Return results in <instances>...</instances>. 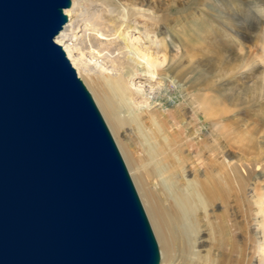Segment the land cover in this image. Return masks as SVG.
Segmentation results:
<instances>
[{"label": "water", "instance_id": "95a60500", "mask_svg": "<svg viewBox=\"0 0 264 264\" xmlns=\"http://www.w3.org/2000/svg\"><path fill=\"white\" fill-rule=\"evenodd\" d=\"M72 0H0V264H161L119 147L55 39Z\"/></svg>", "mask_w": 264, "mask_h": 264}, {"label": "rangeland", "instance_id": "374dc122", "mask_svg": "<svg viewBox=\"0 0 264 264\" xmlns=\"http://www.w3.org/2000/svg\"><path fill=\"white\" fill-rule=\"evenodd\" d=\"M133 2L139 6L131 7V12L128 11L130 16L125 18L121 11L115 13L111 10L110 13V9L101 0H77L71 13L73 27L67 32L65 45L73 49V58L81 67L84 65L86 68L88 65L90 74L103 71L102 67L115 66L116 71H109L115 74L125 72L127 77V71L133 68L136 75L132 79L127 77L133 93L131 104L139 113L147 110L157 113L171 128V132L180 138L182 144L188 139L199 144L213 138L209 137L211 123L197 110L193 95L220 97L223 109L233 111V114L228 115L226 121L222 122L236 127L238 131H245V135L242 141L239 136L235 140L233 135L230 136V143L233 145V149L227 154L230 166L222 167L219 160L215 162L213 171L217 180L222 181L226 175L230 182L228 189L225 186L228 193L226 202L218 201L209 209L210 217L208 215L201 225L202 246L197 251V258L193 261L184 260L185 262L181 258H174L173 264H217L220 255L224 251H232L237 244H243L246 248L244 264H259L256 238L259 218L256 213V200L252 199V195L254 191H260L259 189L264 187V96H261L264 91L259 92L256 88L259 84L262 86L264 80H260L254 73L242 74V70L236 68L241 62H252L263 55V42L260 40H264V0ZM117 29L123 32L120 38L114 34ZM97 31H102L107 36L99 37ZM127 43L139 45L152 56L167 54L169 62L162 77H147L144 71L147 65L143 61H137V57L128 62L121 54ZM97 50L101 54H98ZM92 56L95 59L91 60ZM70 61L77 70L71 59ZM250 89H254V92ZM248 93H252L254 97ZM247 95L249 97L243 98ZM237 97L241 98L238 100ZM99 110L101 111L100 108ZM132 128H127V136L132 139L135 149L137 147L138 155L145 158L143 147L134 130H130ZM112 135L115 139L113 133ZM199 152H204L202 164L199 165L202 177L211 165L206 160L208 153L206 155L205 147L199 149ZM251 169L254 171L249 174ZM235 173L244 176L248 174L247 185L244 183L242 192ZM251 241H256V245Z\"/></svg>", "mask_w": 264, "mask_h": 264}, {"label": "bare ground", "instance_id": "6f19581e", "mask_svg": "<svg viewBox=\"0 0 264 264\" xmlns=\"http://www.w3.org/2000/svg\"><path fill=\"white\" fill-rule=\"evenodd\" d=\"M97 1L99 2V0ZM101 1L110 9V13H112L111 10L113 12L121 11L125 18L130 16L129 12L131 11L129 10L131 7L139 6L133 0L129 2L128 0ZM76 4L77 0H72V7L65 11L69 20L55 41L63 46L67 56L72 60L78 70L79 76L84 80L94 96L115 136L128 170L131 173L130 175H132V179L136 184L135 186H137V190L142 198L151 221L150 223L153 226L152 228L156 233L162 253L161 264H173L174 258H181L183 261H188L189 259L193 261L197 258V251L202 246L201 225H203L204 219L208 215L210 217L209 212L211 210L209 209L216 205V202H226L228 193L225 190V186L227 189L230 187V182L228 178L226 179V175L223 176L222 181L215 178L213 174L215 170L214 164L220 160L222 167L227 168V166H230L227 155L233 149V145L230 143V136H234L233 140L239 136L241 138L240 141H242L245 135L243 132L245 131H238L236 127L222 122L226 121L227 117H229L228 115L233 114V111L223 109L221 98L217 96L193 95V100L198 106L197 110L202 112L206 121L211 123L209 137H213L212 139H206L205 143H199L200 145L189 139L186 143L182 144V141H179L180 138L178 139V136L176 137L171 132V128L161 120L157 113L155 114L151 110H147L144 113L137 112L131 104L133 98L131 95L133 93L129 87L130 82H128V78L132 79L136 75L133 68L127 71L128 78L124 75L125 72L121 74L110 72L117 70L115 66L112 68L102 67L103 71L90 74L87 70L88 65L86 68L84 65L81 67L77 60L73 58V49L69 45H65V39L68 36L67 32L73 27L74 22L71 13L74 11ZM96 28H98V25ZM97 34L99 37L107 36L102 31H97ZM114 34L120 38L123 32L121 29H117ZM260 41L263 42V45L259 43ZM260 41L258 43L262 46L263 55L259 56L258 60L252 62H241L236 69L242 70V74L248 72L254 73L260 77V80H264V40ZM98 54H101V52L98 51ZM121 54L125 56L128 62L133 57L135 59L137 57V61L145 62L147 65L146 70H144L145 75L150 79L162 77L163 70L166 69L167 62H169L167 54H164V56H152L139 45L133 46L129 43L126 44V49L121 51ZM90 59L93 60L95 57L92 56ZM256 88L259 92L264 91V81L262 82V86L259 84ZM250 90L252 93L254 92V89ZM252 93L248 94L251 96L253 95ZM261 96H264V94ZM247 97L249 96L247 95L243 98ZM237 98L239 100L241 97ZM128 127H133L130 130H134L135 136H137L143 147L145 158H141L138 155V150L136 151L137 147L135 149L132 139L127 136ZM249 139L251 140V138ZM198 146L202 147L198 148ZM203 147L207 151L206 155L208 153L206 160L210 162L208 164L211 166H209V169H206V172L204 171L205 173L201 177L199 165L202 164L204 152H199V149H203ZM253 171V169L249 170V174L253 173ZM235 175L239 189L242 192L244 183L248 179V174L244 176L235 173ZM256 187L258 189L259 185ZM259 190L254 191L252 199L256 200V213L257 218H259L256 230L258 262L259 264H264V220H261L264 218V187ZM252 243L256 245V241ZM245 249L243 244H237L233 250L231 249L232 251H224L217 259V264H244Z\"/></svg>", "mask_w": 264, "mask_h": 264}]
</instances>
